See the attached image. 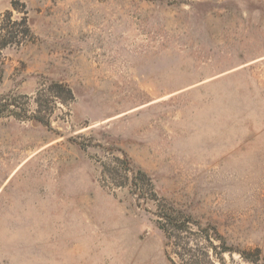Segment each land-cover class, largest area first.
<instances>
[{
    "label": "rangeland",
    "instance_id": "rangeland-1",
    "mask_svg": "<svg viewBox=\"0 0 264 264\" xmlns=\"http://www.w3.org/2000/svg\"><path fill=\"white\" fill-rule=\"evenodd\" d=\"M22 17L0 264H264V0H0Z\"/></svg>",
    "mask_w": 264,
    "mask_h": 264
},
{
    "label": "trees",
    "instance_id": "trees-1",
    "mask_svg": "<svg viewBox=\"0 0 264 264\" xmlns=\"http://www.w3.org/2000/svg\"><path fill=\"white\" fill-rule=\"evenodd\" d=\"M10 16H11V12H7L6 19H9ZM20 25H23L24 30H19V29L10 30L8 28L6 29L5 26L0 25V52L5 47H10V46L18 47L22 45V42L25 40L26 35L29 33V28L26 25L25 17H22V19L19 22L17 21L12 22V28H15L16 26L18 27ZM2 32H4L3 35H1ZM55 87L59 89L62 88L61 84H55ZM67 93L70 95L71 94L70 90H67ZM8 105H10V103H5L3 104L2 107L6 108ZM2 111L3 110H0V114L2 113ZM15 115L17 116V114ZM122 163H123V166L125 167L124 168L125 171H128V172L134 171L127 159H124ZM139 173L142 174L141 172ZM162 219L165 222L166 229L170 228L172 231H175L178 233L186 231L191 221V220L184 219L182 221L177 222L176 219L171 218L170 216H167V215L162 216ZM200 231L202 233L201 239L206 243V245H210V248H212L214 251V255H216L217 252H215L216 248L213 245V241H218L220 245H223L224 244L223 237L220 234H218V232L214 228L213 229L202 228L200 229ZM222 251H225V249L223 248Z\"/></svg>",
    "mask_w": 264,
    "mask_h": 264
}]
</instances>
